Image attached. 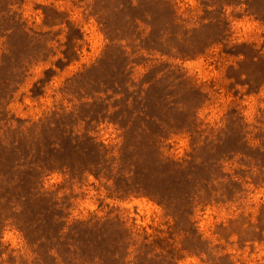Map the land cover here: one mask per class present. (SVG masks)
I'll list each match as a JSON object with an SVG mask.
<instances>
[{"label":"trees","instance_id":"obj_1","mask_svg":"<svg viewBox=\"0 0 264 264\" xmlns=\"http://www.w3.org/2000/svg\"><path fill=\"white\" fill-rule=\"evenodd\" d=\"M112 1L100 4L107 8ZM171 1L121 0L116 7L130 11L119 15V25L102 17L110 43L101 63L115 61L125 80L115 81L98 95L80 97V104L71 110L53 111L37 122L0 121V258L6 253L4 230L12 226L30 248L34 257L30 264H177L183 249L161 238L139 243L118 215L72 219L73 197L61 195L66 186L51 190L45 181L55 173L71 184L94 176L110 198L148 197L178 226L187 227L195 206L225 202L238 193L242 181L224 173L225 161L238 155L245 161L256 154L263 162L264 131L260 144L251 145L246 141L247 125L236 113L230 118L232 127L202 137L196 120L200 93L180 74V67L163 62L160 66L167 67L161 77L155 72L160 66H154V75L148 73L146 77L151 78L139 82L128 69L134 55H139L138 64L148 63L147 52L187 60L204 55L214 45L227 46L228 9H242L241 15L264 21V0H199L205 14L201 19L209 29L205 34L179 23ZM158 11L167 15H157ZM140 22L151 29L145 37L146 30L138 31ZM131 44L137 47L135 51H128ZM65 54L68 61L58 62L63 66L76 55ZM163 80L173 84L162 91ZM91 107L95 113L86 111ZM106 121L121 133L117 147L105 145L90 128L92 123ZM181 131L193 136V154L185 160L165 157L161 152L164 140Z\"/></svg>","mask_w":264,"mask_h":264},{"label":"rangeland","instance_id":"obj_2","mask_svg":"<svg viewBox=\"0 0 264 264\" xmlns=\"http://www.w3.org/2000/svg\"><path fill=\"white\" fill-rule=\"evenodd\" d=\"M101 1L0 0L1 122H37L53 111L71 110L80 104V97L98 95L106 87H113L115 81L125 80L115 61L101 63L110 43L102 17L119 25V15H125L130 8H117L121 0L103 8ZM171 2L179 23L187 29L200 28L199 34L208 32L207 21L201 19L205 14L199 0ZM242 12L229 8L226 13L231 22L227 46L214 45L204 55L187 60L147 52L148 63L138 64L139 55H134L128 71L131 69L133 79L139 82L150 79L154 66L163 62L180 67V74H185L190 86L200 93L196 120L202 137L232 127L230 118L236 113L247 125L246 141L258 146L264 131V21L255 15H241ZM157 15L167 13L158 11ZM139 27L138 31L146 30L142 37L151 31L144 23L140 22ZM120 36L124 37L122 32ZM136 49L131 44L128 51ZM68 51L69 55H76L63 66L58 62L68 61ZM166 67L164 64L155 69L159 77ZM148 73L150 77H146ZM161 83L162 91L173 84L168 80ZM86 111L95 113L96 109ZM90 128L108 147L122 142L120 131L107 121L92 123ZM193 150V136L185 131L170 133L161 147L165 157L175 160L189 159ZM253 156L241 161L238 155L225 161L224 173L237 175L242 181L238 193L225 202L195 206L190 217L192 224L187 227L178 226L162 206L148 197L110 198L107 188L94 176L71 184L62 174L55 173L45 186L51 190L66 186L61 195L68 193L73 197L72 219L86 220L111 213L126 222L139 243L145 238H161L183 249L177 264H264V160ZM2 241L6 253L0 264L33 261L29 246L15 227L5 228Z\"/></svg>","mask_w":264,"mask_h":264}]
</instances>
